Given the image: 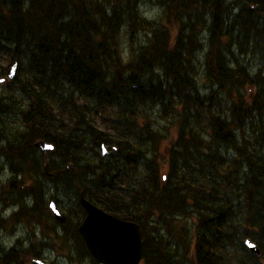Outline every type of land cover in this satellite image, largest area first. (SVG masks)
<instances>
[{"label": "trees", "instance_id": "1", "mask_svg": "<svg viewBox=\"0 0 264 264\" xmlns=\"http://www.w3.org/2000/svg\"><path fill=\"white\" fill-rule=\"evenodd\" d=\"M153 1L156 20L141 0H0V158L7 197L35 199L12 217L45 225L51 181L74 204L71 257L96 264L78 232L83 194L141 227V264H264V0ZM24 178L34 186L18 193ZM47 239L0 247V264L42 258Z\"/></svg>", "mask_w": 264, "mask_h": 264}, {"label": "rangeland", "instance_id": "2", "mask_svg": "<svg viewBox=\"0 0 264 264\" xmlns=\"http://www.w3.org/2000/svg\"><path fill=\"white\" fill-rule=\"evenodd\" d=\"M140 9L144 17L150 19V20H156L161 16V9L158 8L156 3L153 0H141L140 3ZM126 31H124L123 36H121V51L122 53L129 52V42L128 38L126 37ZM146 40V36L144 34L140 35V42H143ZM204 61L203 54H200L199 56V76H198V83L199 86L206 90L209 86V83L205 79L204 71L202 70L200 64H202ZM243 61L247 63V60ZM250 64L252 65L253 70H257L260 66L258 61H251ZM152 111V110H151ZM152 119L154 122L160 123L162 126L167 127L168 123L164 120H161L158 114V110H153L151 112ZM4 147V146H3ZM14 174L11 171V168L6 160L5 157L0 158V193L2 191V195L0 194V219L5 218V224L6 228L0 230V247H5L6 249H10L12 247H15L17 245L18 240L22 238L24 241L20 245V249H27L33 245L35 248L32 250H38L40 248L39 239H47L48 242H50V245L45 246L42 249V258L45 261H48L52 264H91L90 261H86L84 259H79L77 254L73 257H71V253H73L74 245H72L73 236V225H69L67 228L61 227L49 214V211L47 209V204L50 202V200L55 199L59 201V204H62L61 207L66 214V216H69V206L73 208L71 205L72 201L70 200L69 195L63 193V189L60 187L59 189L54 185L51 181H42L41 185V191L43 195V201H41L42 204H45V213H41V216H43L45 225H38V221L31 218V222H28L26 220H22V218L27 217V214L29 212H25L22 215H19L21 218L19 221H16L13 219V214L16 212H20L21 205L19 203L25 202L27 205L32 206L33 202H35L34 197L30 196H11V198H8L7 195L10 192V189L7 187L9 186V183L13 180ZM33 185V182L29 180L28 178H24L22 184L19 186V190H16L18 193H22L25 190H28ZM39 191V192H41ZM70 208V209H71ZM49 215V216H48ZM18 222V223H16ZM15 223V224H14ZM46 230V231H45ZM42 231H45L44 233H47L45 235L42 234ZM51 234H48V233ZM59 234H58V233ZM63 238H62V237ZM45 241V243L47 242ZM64 242H68L69 245H65ZM37 245V246H36ZM38 247V248H37ZM28 252V251H24ZM1 254V249H0ZM30 258V253L28 254ZM38 259L40 257H33V259ZM33 259H31L30 264L33 263Z\"/></svg>", "mask_w": 264, "mask_h": 264}, {"label": "water", "instance_id": "3", "mask_svg": "<svg viewBox=\"0 0 264 264\" xmlns=\"http://www.w3.org/2000/svg\"><path fill=\"white\" fill-rule=\"evenodd\" d=\"M16 75V64L11 68L9 77ZM37 147L44 152L53 151L54 147L44 141H40ZM81 203L87 216L79 232L83 236L91 254L98 264H140L144 253L141 228L134 222L124 221L116 216L108 214L98 206L81 196ZM52 215L60 223H65L66 218L52 201L49 205ZM247 247L259 254L258 247L250 240L246 241ZM39 264H49L37 261Z\"/></svg>", "mask_w": 264, "mask_h": 264}, {"label": "bare ground", "instance_id": "4", "mask_svg": "<svg viewBox=\"0 0 264 264\" xmlns=\"http://www.w3.org/2000/svg\"><path fill=\"white\" fill-rule=\"evenodd\" d=\"M89 149H92V148H89ZM96 152V151H95ZM102 153V152H101ZM99 154V153H98ZM69 169V168H68ZM66 170V169H65ZM39 171V170H38ZM38 174V173H37ZM63 182V181H62ZM60 184V183H59Z\"/></svg>", "mask_w": 264, "mask_h": 264}]
</instances>
